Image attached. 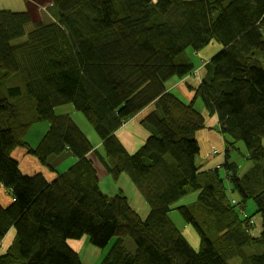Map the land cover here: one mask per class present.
<instances>
[{
	"label": "trees",
	"instance_id": "trees-1",
	"mask_svg": "<svg viewBox=\"0 0 264 264\" xmlns=\"http://www.w3.org/2000/svg\"><path fill=\"white\" fill-rule=\"evenodd\" d=\"M47 5L48 22L0 9V191L9 198L0 201V247L15 231L0 264H85L69 244L84 236L99 248L116 238L100 264H264V0ZM213 40L221 49L191 85L193 99L171 91L173 80L199 75L203 57L187 48L202 51ZM66 104L99 141L68 112L56 114ZM138 115L148 135L131 152L118 132ZM214 129L226 145L206 168L197 162L200 132ZM19 149L56 177L24 173L13 155ZM67 151L75 162L58 172L50 158ZM101 168L131 179L150 206L146 218L122 188L102 191ZM195 191L194 202L174 207ZM250 202L256 210L246 215ZM173 210L196 229L197 250ZM254 214L262 217L257 236Z\"/></svg>",
	"mask_w": 264,
	"mask_h": 264
},
{
	"label": "rangeland",
	"instance_id": "rangeland-1",
	"mask_svg": "<svg viewBox=\"0 0 264 264\" xmlns=\"http://www.w3.org/2000/svg\"><path fill=\"white\" fill-rule=\"evenodd\" d=\"M27 2V3H26ZM28 3L32 4L33 7H26V4ZM51 4V0H0V9H20V11L30 10L31 11V19L32 21L38 22H48L52 19L49 11H48V5ZM27 29L30 30V27H33L31 24L27 25ZM25 39V38H21ZM221 44L217 42L216 40H213L208 46L205 47L202 51H195L193 48L188 47L187 53L188 54H194L196 52H200L201 57H195L193 58V62H195V59H201L203 57V62L201 64V67H199L198 70H195V73H200L201 71H205L204 68V62H206L208 59H210L212 56H214L220 49ZM194 78V76H193ZM199 78V77H198ZM195 79V78H194ZM193 79V80H194ZM183 80H179L178 84L181 85ZM175 83V81H172V85ZM199 85V82L196 86ZM196 107L198 109L204 108V104H202V100H199L196 104ZM55 112L57 115H60L62 113H69L70 117L73 118V120L77 123V125L82 129L94 142L99 141L97 137V133L95 130L91 127L89 124L87 118L85 115L76 109V107L73 104H66L59 107H56ZM137 126V125H136ZM43 127V126H41ZM209 130H204L205 136L208 134ZM218 133V132H217ZM132 135H135V133L131 132ZM202 134L200 132V139L202 141ZM138 139L141 141L138 142L139 147L143 144L144 140L141 138V135H135ZM203 137V140H205V144L209 143L211 146V149L209 151L210 156H214V158L219 157L221 158V155H217L219 153H223L222 150L225 149L226 142L224 143V146L217 145V142H211L208 140L207 137ZM209 142H208V141ZM130 141L133 143L134 139L131 138ZM221 142V140H220ZM138 147V148H139ZM137 148V149H138ZM241 150L243 151V148H245V145H240ZM136 149V150H137ZM222 149V150H221ZM135 150V151H136ZM220 150V151H217ZM134 152V151H133ZM61 154L62 160L54 161L53 159H50L52 165L55 167L56 171L63 172L66 171L75 161H74V154L66 155ZM59 155V156H61ZM14 156L20 160L21 162V169L24 173L32 174L36 171H44L47 175L50 174L51 171H49L47 168L43 167L41 163L32 155H29L30 159L25 160L23 159L18 153H14ZM55 157V156H54ZM54 173V172H53ZM101 188L102 191L105 192L107 195L113 196L117 193L119 188H122L126 195L129 198L131 206L139 212V214L142 216V218H146L150 212V206L147 203V201L144 199V197L139 193L131 179L126 175L122 174L118 179H115L114 176L108 173L105 169L101 170ZM2 191H0V194ZM198 191L191 192L187 196L183 197L179 202L174 204V207H177L181 204H189L194 202L198 197ZM236 195V194H235ZM237 196V195H236ZM238 197V196H237ZM251 203H248L245 208L247 210L246 215L253 213L256 210V206H251ZM170 216L174 223L179 227V229L184 233L186 238L188 239L189 243L195 248L196 250L200 246V237L194 228L193 225L187 223L183 217L180 215L178 210H173L170 212ZM254 220V228L252 229V234L254 236H257L261 233L262 230V217L260 214H254L253 215ZM116 241V238H114L110 245H108L105 248H99L92 244L87 236H84L81 239H71L69 240V244L79 253L82 261L85 264H100L104 258L106 257L110 246ZM125 245L127 248L131 251H135L136 245L134 240L131 237H127L125 239ZM241 261L238 258H233L229 260V264H240Z\"/></svg>",
	"mask_w": 264,
	"mask_h": 264
},
{
	"label": "crops",
	"instance_id": "crops-1",
	"mask_svg": "<svg viewBox=\"0 0 264 264\" xmlns=\"http://www.w3.org/2000/svg\"><path fill=\"white\" fill-rule=\"evenodd\" d=\"M197 69H199V67ZM201 72L199 73V75L194 76L195 79L192 76L188 77L187 79H183V82L181 83V85L178 84V82H179V80H178L173 85H171L170 90L176 93L177 88H180L181 89L180 93L184 94V96L187 100H192L195 93L191 91V89L193 88V87H191V85H193V86L197 85V82L200 79L198 77H200ZM206 113L207 112L204 110V114H206ZM140 116L141 115H138L135 118L128 121L127 123H125L123 125V127L120 129V131L118 132V137L123 142L125 147L131 152L135 151L139 147L138 142L141 141L135 135H141V138H143V139H144V137H146L148 135V130L145 129L144 126L140 125ZM215 121H213V123H211V124L214 125ZM215 130L216 129H214L213 131H208L207 132L208 134L206 136H205V134L202 135V137H201L202 141H201V139H199L200 140L199 142L201 145V153L197 157V162L199 164L205 165L206 168L216 166L221 160L219 157L214 158V156L209 155V151L211 149V146L209 145V143L205 144L206 141L203 140V136L207 137L209 141L215 140V142H217L218 147H219V145H221V148H222V146H224L223 140L221 139V142H220V136L217 134V132ZM131 132L135 133V135H132ZM131 138L134 139L133 143L130 141ZM24 152H25L24 150L19 149V150H15L14 153H18L25 160L30 159L29 158L30 156L25 155ZM65 153H67L66 155L71 154L68 151ZM65 153H63V154H65ZM54 156H52L50 159H53L54 161L62 160L61 159L62 155L61 156H55V157ZM101 169H103V168H101ZM42 172H44V171H42ZM44 174L46 175L48 180H52L56 177V173H53V172H50L49 175H47L45 172H44ZM1 191H2V193L0 194V196H2L4 198L3 202H1V203L3 205H7L9 203V198L6 196L7 192H6V190H1ZM14 236H15V231H14V229H11L2 241V244L0 247V253H4L10 247V245L14 239Z\"/></svg>",
	"mask_w": 264,
	"mask_h": 264
},
{
	"label": "bare ground",
	"instance_id": "bare-ground-1",
	"mask_svg": "<svg viewBox=\"0 0 264 264\" xmlns=\"http://www.w3.org/2000/svg\"><path fill=\"white\" fill-rule=\"evenodd\" d=\"M4 198L2 196H0V201L3 202Z\"/></svg>",
	"mask_w": 264,
	"mask_h": 264
}]
</instances>
